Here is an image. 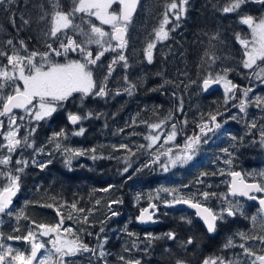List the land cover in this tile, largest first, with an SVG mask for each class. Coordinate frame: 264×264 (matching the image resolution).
<instances>
[{
  "label": "flooded vegetation",
  "instance_id": "flooded-vegetation-1",
  "mask_svg": "<svg viewBox=\"0 0 264 264\" xmlns=\"http://www.w3.org/2000/svg\"><path fill=\"white\" fill-rule=\"evenodd\" d=\"M168 2L169 0H152L151 4H149L151 14V19L149 15V26L152 30L153 40H155L154 30L160 26L165 5ZM205 4L208 5L212 13L221 11V0H189L187 15L179 21L180 26L175 31L170 32V38L167 41L156 42L153 62L149 65V87L146 88L150 93L149 102L126 101L128 94L125 91V68L122 71H118L111 79L105 82L108 95L103 97L104 101L100 104L101 108L100 106L96 108L98 113L92 108V104L89 105L88 109H90L91 113L100 117L87 119L85 125H83V120L76 125H71L68 119L69 113L81 116L83 113V111L78 113V109L73 108L71 112L64 114L66 124L72 126V129L76 131L83 128L84 133L80 135L81 137H90L91 135L93 138L96 135L105 142L111 139L110 136L115 139L121 136L117 128L128 125L135 126L136 121L140 120L137 116L142 113V108L143 110L145 109L144 114L146 117L152 120H161L164 126H185L187 129L183 133H185L184 136L187 140L199 135L202 142L212 141L218 139L220 135H226L227 127L230 133H236V131H241V129L242 131L247 129L249 133L248 126L252 121L260 125L262 120V124H264V114L262 118L257 113L262 105L257 107L255 103L257 97L264 99V86H254L255 81L264 83V74H262L261 79H259L260 75H256V73L260 72V67H264V63H261L260 67H254L252 70L247 71L244 78H240L238 75L232 77L231 81L239 86L234 90V93L223 92V83H219L217 90L209 93H205L202 87L203 79L209 73L215 76L217 74L220 75L221 71L219 59L211 62L204 55L206 51L215 53L213 50L218 44L219 51L216 56L219 58L221 54L220 40L194 37L195 30L203 27V19L200 17ZM144 5V0H141L138 13L143 9ZM0 10L2 11L4 8L1 7ZM169 16L172 18L171 13H169ZM143 17L141 16L145 20V15ZM172 20L173 23L167 26L169 29L177 23L174 18ZM216 26L217 24L213 32H215ZM15 45H17L16 42ZM232 45L236 47V52L238 53V44H235L234 41L231 42ZM116 76L118 79H116ZM119 76H121L120 81ZM117 84L124 86L113 88L114 94H112L111 86L115 87ZM244 89H251L247 97L244 96ZM112 99H115V101L112 102ZM250 99L253 100L250 101ZM244 101H247L246 108L244 112H241L239 105ZM87 105L88 103H86ZM211 115H216V123H220L221 127L223 124L227 125L222 129L221 127L215 129L214 123L210 121ZM233 117L236 118L233 119ZM142 121H144V118ZM94 122L97 123L96 127H94ZM205 123L214 129L213 131L205 130L207 135H203L200 132V125ZM34 127H37V125H34ZM52 130L57 131L56 123L45 128L47 134H50ZM135 147L137 148V144ZM142 148L143 146L139 147L140 155L145 154ZM229 153L231 154L229 159L232 161V170L230 172L240 171L242 173L241 170L236 169L239 153L234 149L228 150L226 154L228 155ZM114 154L118 155L119 152ZM83 163L86 168H84ZM92 163V160L87 159L82 161L78 167H70L68 169L83 173L84 171L91 172L90 169L97 168L102 170L105 176L118 175L116 179H106L108 180L106 182L108 187L122 185L121 188H117V198H93L89 191L90 194L85 199H61L57 200V203L47 201V205L52 204L54 207H45L40 203L35 204V209L40 212L37 215L38 222L48 225L57 223L59 216L56 209L58 208L65 218L63 228H68V225H71L76 235L90 248L96 250L95 254L86 252L67 258L73 261L74 264H125V261L120 259L121 256L125 260H139L140 264H176L177 260H183L186 264H203V261L209 257H223L226 260L236 262L240 259L238 256L239 251L243 250L239 245L243 243L249 248V240H242L237 235V233L241 232L238 229L241 226L240 224H248L247 227L251 228L254 223L251 219L253 216L257 218L255 223L264 222V214L255 202H247L241 197L230 195L231 175L219 178L224 186L227 187L225 193L221 192L217 187L219 184H217L215 188L210 186L206 189L202 188L201 191L196 193L197 198L193 199L194 202H199L203 206L217 212L222 208H226L229 202L240 207L242 214L238 213L232 217L225 215L224 221H218L217 231L209 233L206 225L198 219L194 211L171 208L174 200L157 199L156 201L143 202L137 199H125L122 193L125 187L124 182L128 176L127 174L125 175L124 169L119 167L108 168L109 166L95 167L92 166ZM219 169L222 171L228 170L225 167H220ZM136 177L137 182L135 185H138L140 191L141 186L138 180L142 176L137 173ZM243 178L247 182H251L244 175ZM203 192L215 193L216 195H209L208 199L205 200L202 196ZM171 195L172 193H170ZM257 196L262 198L264 193ZM224 197H227V199H224ZM22 201L32 202L31 200ZM113 201L117 202L113 203ZM16 203L13 204L9 211L12 212L16 208ZM73 203L78 204L77 208L85 209L83 213L75 211L80 217L78 223L67 218L69 213L74 211L70 208ZM104 203H108L107 207L102 205ZM150 203H155L156 205L151 210L152 213L157 214L155 216L156 223L153 226L143 227L139 225L138 217ZM109 205H111V209ZM113 212L117 214L113 215ZM84 216L88 218L87 223L84 222ZM187 221H191V223ZM29 223L27 220L25 226L29 225ZM101 228L104 229L103 232L100 231ZM169 232L176 234L175 240L167 238L166 234ZM61 234L72 238L70 234L64 232ZM150 236L157 237V239L150 240ZM189 238H192L194 242L191 245H186L184 242ZM105 239L106 243H104ZM229 239L233 241L235 246L225 248L224 245ZM101 243H103L102 250L106 253L103 258L99 256L101 251L99 245ZM46 254L45 250H41L38 256ZM260 254L264 255V248L257 255ZM250 258L251 256H248V259Z\"/></svg>",
  "mask_w": 264,
  "mask_h": 264
},
{
  "label": "snow or ice",
  "instance_id": "snow-or-ice-1",
  "mask_svg": "<svg viewBox=\"0 0 264 264\" xmlns=\"http://www.w3.org/2000/svg\"><path fill=\"white\" fill-rule=\"evenodd\" d=\"M72 7L69 11H64L61 8L59 0H54L52 4V11L44 12L43 6L40 5L41 14L38 17L39 21L49 20L50 26L45 35L59 39L60 35L66 37V40H59V49L53 48L51 44L46 43V47L50 49V52L38 53L32 51L27 55H21L19 51H13L9 54L7 51L0 50V57L7 59V65L0 66V117L7 116L9 119V129L3 134L4 140L7 141L3 147L7 148L9 154L16 151L20 147H34V142L29 143V136H31L35 129L33 128L27 136H19V125H17V116L14 110L21 109L24 113L35 121H42L46 118H50L55 112H57L59 107H62V102L69 100L74 93L82 94V98L95 95L99 97H105L108 95L106 90L107 76H110L112 71H114V65L119 62H123V67H128L127 57L123 54V50L127 48L128 40L126 39L129 25L132 22V17L136 12L137 6L140 0H71ZM256 3L259 5H264V0H229L226 6L222 8L225 13L237 12L244 5L248 3ZM15 0H0V6L5 4H14ZM114 4L119 5V11L111 10ZM189 0H169L165 5V11L163 13V19L160 26L154 30L155 40L147 44L146 53L148 63L153 62V50L156 47V42L167 41L170 38V32L175 31L179 27V21L186 17L188 12ZM77 13H82L88 17H95L98 19L102 25H110L111 32H106L102 27H98L95 24H90V31L85 32L83 28L79 25L74 24V17ZM177 22L171 29L167 26L173 23L172 18ZM21 24L28 26L30 24V19H26L24 14L19 17ZM240 22L247 25L251 29V39L242 38L237 34V40L244 49L245 59L242 60L243 67L246 69H253L254 67H260L261 63H264V16L259 18L252 15L241 16ZM9 23L16 26L15 14H11L9 18ZM72 29L74 32L79 31L84 37V41L78 43L76 39L68 36V30ZM108 37V40H105ZM212 39H218V34L213 36ZM116 41V45L113 46L111 41ZM7 45L14 46L13 40L8 39L6 41ZM19 44L25 52H27V45L25 41L20 40ZM90 44H96L100 47V50L93 56V52L88 50L86 47ZM79 52L84 57V62L79 60H70L67 63H57L50 59L51 55L55 56H67L69 52ZM118 52L115 59L111 61L108 65V73L105 76L104 81L101 85L97 86V81L94 79L93 72L89 68V65H96L97 62L104 56L105 52ZM205 57H207L211 62H215L218 57L215 53L205 52ZM37 56L40 57V63H37ZM260 62V63H258ZM10 66V68H9ZM225 73L229 69L224 70ZM264 74V67H260V72L256 75ZM127 81V77L124 78ZM17 81H22V85L17 83ZM12 84V91L9 94H3V90ZM167 83V81H166ZM223 83L226 93H234V90L239 86L234 84L231 80L227 79L226 75H215L213 76L209 73L206 78L203 79L202 87L207 90L213 84ZM136 88L135 84L129 82V87L125 89L129 95L132 94L133 90ZM155 91V89H153ZM251 89H244V96L247 97L248 92ZM227 102V101H226ZM256 106L260 107L264 105V99L260 97L256 98ZM247 101L242 102L239 107L241 112L245 111ZM92 114L86 113L84 116L79 114H69L68 119L72 124H77L83 119H87ZM236 117H233L235 119ZM20 120L24 119V116L19 117ZM210 121L214 123V128L219 129L221 127L220 123H216V115L210 116ZM4 127L3 120H0V129ZM151 128L159 129L160 124H151ZM251 127L255 128L256 123H251ZM213 131L209 124H201L200 132L203 135H207L205 131ZM84 129L81 128L75 135H83ZM66 134L61 131L54 133L52 139H58ZM176 126L172 125V131L167 136V141L174 140L176 137ZM261 139L260 143L264 146V131L260 133ZM150 139L153 143L159 140V136L146 137ZM235 139V137H233ZM201 141V136L197 135L188 140L185 145V153L178 155L175 159L170 160V164L175 167L177 163L185 164L193 158L194 148ZM57 149L60 145H56ZM121 148H127V145H120ZM95 153V149H90ZM224 152H228V149H223ZM38 153L43 152V148L37 150ZM66 154L65 164L71 167V162L74 157L85 155V150L79 149H64ZM229 155H231L229 153ZM93 160L98 157L93 155L91 157ZM231 160L225 161V163L231 164ZM11 163V155L4 156L0 158V165H9ZM18 164H23L27 166V161H17ZM51 163L48 161L43 164H38L40 168L47 167V164ZM33 164H37L34 160ZM165 171L168 170V165H162ZM23 168H17L16 172H23ZM125 172L128 171L127 168L124 169ZM206 175V173H205ZM229 175L233 177L231 181L230 192L232 196H246L251 200L257 199L256 196L250 195L252 192L264 193V186L259 183H246L244 178L239 172H230ZM264 176V172L260 173ZM0 176H3L7 180L6 186L0 189V214L12 215L9 211L10 205L12 203V197H14L17 192L20 191V175H14L11 171L0 172ZM103 191H108V189H103ZM163 191H170L169 189H163ZM209 195L215 196V193L203 192L202 196L205 200L208 199ZM227 199V197H224ZM117 201H113L116 203ZM99 203V201H97ZM174 203H184L188 204L191 208L197 210V215L204 221L207 231L209 233H215L218 229V221H224L225 215L232 217L236 216L238 213L242 214L240 207L238 205H233L229 202L226 208H222L220 211H214L208 207L203 206L199 202H194L193 199H185L184 197H179L174 200ZM259 204L261 206V211L264 212V198L259 199ZM47 207H54L52 204L46 205ZM153 208L156 205H152ZM111 209V205H109ZM71 209L78 211L80 213L85 212L83 208H77V205L73 203ZM57 215L59 216V221L56 224H39L36 228L40 230L39 234L35 230H28L26 235L23 236H8L7 239L12 240H23L30 245V251L26 254L24 251L18 249H13L11 246H5L0 243V264H74L70 261L69 257L77 256L81 253L92 252L95 254V249L90 248L85 244L78 235L73 231L72 228H63L64 216L60 213L59 209H56ZM147 210L142 211L141 215L138 217L140 222H154L152 215L146 214ZM113 215L117 213L113 212ZM23 216V213L16 215V219L19 220ZM68 219H72L71 213H69ZM252 221L255 223L256 217H251ZM84 222H88L87 216H84ZM191 223V221H187ZM35 224V221H33ZM264 226V225H262ZM18 231V229H17ZM101 232L104 231L103 228L100 229ZM70 234L72 238L63 236L61 233ZM134 235V234H130ZM237 235L242 240L258 239L264 243V236H249L244 232L237 233ZM168 239L175 240L176 234L169 232L166 234ZM43 237H49L47 241L43 240ZM3 238V233H0V239ZM99 239V237H97ZM150 240L157 239V237H149ZM193 239L189 238L184 243L186 245L193 244ZM106 243V239L104 241ZM50 244L51 248L47 245ZM234 243L231 239L224 245L225 248L234 247ZM101 251L99 256L103 258L106 253L102 250L103 243L99 245ZM244 250V253L248 256L255 257L251 261V264H264V255H257L251 248L245 246V244H240ZM41 250H45L47 253L43 256H38ZM121 260L125 261V264H140L139 260H125L123 256L120 257ZM176 264H186L183 260H177ZM203 264H237L235 261L226 260L223 257H209L203 261Z\"/></svg>",
  "mask_w": 264,
  "mask_h": 264
},
{
  "label": "trees",
  "instance_id": "trees-1",
  "mask_svg": "<svg viewBox=\"0 0 264 264\" xmlns=\"http://www.w3.org/2000/svg\"><path fill=\"white\" fill-rule=\"evenodd\" d=\"M228 2L229 0H221L222 6H226ZM64 5V11H69L70 7L67 4ZM262 6L264 7V5ZM20 8H22L21 0H18V2L13 4V9L19 10ZM118 9L119 5L116 4L113 10L117 11ZM141 11L135 18H133V20L135 19L136 21H139L138 18ZM13 13V11L4 12V14L0 15V50L7 49L5 42L8 39H12L18 43L20 40L25 41L27 45V52H50V49L46 47V43L51 44L53 48L59 49L57 38L47 37L44 40H40L36 33H34L35 35H32L29 32L31 29H28L27 26L21 24L19 11L14 13L16 26L13 27V25L9 23V18ZM220 14L222 15V20H220V38H227L226 41L228 42L230 39H236V35H234V21L226 14L221 13L220 10L213 13L210 12L207 4L203 6V10L201 12L202 16L200 17L203 19V27L195 30L194 37L210 38L214 33L213 30L216 25L214 18L217 19L220 17ZM89 22L103 28L102 24L99 23L95 17H88L85 14L78 13L74 17V24L79 25L85 32L90 31ZM75 39L78 43H80L84 41L85 37L77 31V37ZM128 40H130V38ZM111 43L113 46L116 45L113 41H111ZM136 45L137 42H133V40H131V42L128 41L127 48L123 50V54L127 57V59ZM19 47H21L20 44ZM86 47L88 50L93 52V56H95L100 50V47L96 44H90ZM117 55L118 52H105L104 56L101 57L97 64L93 65L94 67H92V70L103 74L104 71L108 69V65L116 58ZM50 59L54 62L60 61L64 63H67L70 60L84 61V57L78 51L69 52L67 56L57 57L53 54L50 56ZM4 61L5 59L0 57V66L5 65ZM122 66L123 62H119L114 65V71H112L109 77H113L118 71L125 69ZM136 93L139 96H143V98L149 96L148 89L137 90ZM88 101H90V99ZM92 101L94 103L103 102V99L98 97L96 99H92ZM69 105H71V103L68 101L67 104H64L60 112L55 113L51 118L39 124V130L35 133V135L29 136V143L34 142V147L24 151L25 153L23 156L21 154L18 159L22 161L25 157H28V160H30L31 156H29V152L31 153L35 149L43 148L42 153H36V155H38L36 162L38 164H43L51 161V163H48L47 167L44 168H36L32 166L31 168H26L22 172L21 180L23 183L24 193L20 198L33 200L37 202V204L40 203L45 207L47 205V201H54L57 203V200L61 199H85L90 192L93 198H97L98 184L101 185L103 182H100L99 178L95 176L93 172L84 171L83 173H80L78 171L68 169L70 167L65 164V148L85 150L86 153L84 156L74 157L72 159L73 163L71 164V167H78L82 161L87 159L92 160V166L95 167L109 165V167H117L121 165L120 161L125 159V157L129 158L132 164L137 159L138 155L131 154L129 150L123 151L124 154L120 156L114 154L119 152L116 147L124 145V142H111V139L108 142H105L100 140L95 135L93 136V139H87V137H81L79 139L70 137L62 138L63 136H61L58 138L61 141L60 148L56 149L54 147L56 139H52L53 134L61 131L69 134L70 129H72V126L66 124L64 119V114L70 112L72 109ZM86 107H89V105ZM54 123L57 124V131L52 130L49 135H46L47 132L45 131V128L53 125ZM27 135L28 134H26L24 130L20 133V137ZM233 137H235V139H233ZM260 139L261 136L258 132L250 135L247 132V129L243 131L241 129V131H236V133H230V130H227V134L218 138L216 141L201 142L200 147L193 154L194 158L192 161L174 167L171 173L166 172L163 167L159 166L157 169L155 166H150L151 169L149 168L145 170L141 174L142 178L138 180L141 186L140 191L138 185H135L137 177L136 179H130L127 174L128 177L124 182L125 187L123 189L124 192L122 193V196L125 199H137L143 202L156 201L157 199H162V197L170 200H175L179 197L194 199L197 198L196 193L201 191L202 188L206 189L208 186L215 188L217 184H219L217 187L221 190V192L225 193L227 187L224 186L223 182L220 181L219 178L228 176L229 172L232 170V165L225 163L226 160H229L230 155H227L223 149L236 150L239 153L237 156L236 169L241 170L244 177L248 181L258 182L264 186V176L260 175V173L264 172V146L261 145ZM201 146L204 149H201ZM25 148L28 147H20L15 155L17 156V153L20 150H25ZM93 148L96 150L93 155L98 157L95 160L91 158V152L88 151ZM163 151V149L158 150L157 154L160 156L163 154ZM179 152L180 151L176 149L173 153L178 154ZM101 154H106L107 158L105 159L99 157ZM79 159L80 161H78ZM167 161L168 158L164 156L157 158L158 164ZM83 166L86 168L84 163ZM220 167H225L228 170L222 171L219 169ZM134 175L135 173L133 172V176ZM163 189H169L170 191L166 192L163 191ZM170 193H172L171 196ZM33 206L34 204L24 205L25 208H32ZM22 207L23 206H21V208ZM240 225L241 226L238 228L239 231L245 232L249 236H264V226H262L264 225V222L253 223L251 228L247 227L248 224ZM249 248L258 254L262 252L264 243L258 239H249Z\"/></svg>",
  "mask_w": 264,
  "mask_h": 264
},
{
  "label": "rangeland",
  "instance_id": "rangeland-1",
  "mask_svg": "<svg viewBox=\"0 0 264 264\" xmlns=\"http://www.w3.org/2000/svg\"><path fill=\"white\" fill-rule=\"evenodd\" d=\"M151 1L152 0H144L145 5H144V7L140 13L139 18H138L139 21H136L135 19L132 20V22L128 28V34H129V38H130V40H128V41L131 42V40H133V42H137V45L134 47V50L131 52L130 56L127 59L128 67L125 70L126 71L125 76L127 77V81L125 82L126 88L129 87V82L136 85V88L133 90L131 95H129L128 92L126 91L128 94V99L126 100L127 102L135 101V100L140 101L141 103L149 102V100H148L150 97L149 91H148L149 96L144 97V98H143V96H139L136 93V91L137 90H146V88L149 87V76H150L149 65H150V63H148V61H147L146 48H147V44L149 42L154 41L152 39V36H153L152 30H151V27L149 26V15H150V19H151L149 4H151ZM16 2H18V0H15V3ZM53 2H54V0H21V7L22 8H20L19 10L13 9V4H7V5L5 4L3 6H0V8L1 7L4 8V10H2V11L0 10V15L4 14V12L13 11L15 13V12L19 11L20 15L24 14L26 19H30V24H29L30 26L29 25H28L29 27L27 26L28 29L29 28L31 29V30H29V32L32 35L34 33H36L40 40H44L45 38L49 37V36L45 35V33L48 31V28L50 26V17H49V20L39 21L38 17L41 14V8L39 6L42 5L43 11L50 13L52 11ZM59 3L61 5L62 10L65 9L64 4H67L70 7V9L72 7L71 0H59ZM115 6H116V4H114L112 6L111 10H113ZM223 7L224 6L221 7V13L226 14L229 18H231V20L234 21V28H235L234 35H236V37H237V34H239L242 38L251 39V29H249L247 25H244L240 22L241 16L252 15L254 17L259 18L261 16H264V7L262 5H259L256 3H248V4L244 5L239 11L230 12V13L223 12L222 11ZM117 11H119V9ZM78 14H82V13H78ZM143 15H145V17H146L145 20H143L141 18V16L143 17ZM220 20H222L221 14H220V17H218L217 19L214 18V22L217 24V26H216L215 32L210 37V38H212L213 36L218 34V39L220 40V42L222 41L221 42V54H220V57L218 58L220 61V70H221L220 75H226L227 79H229V80H232V77H235L236 75H238V77H240V78L241 77L244 78L245 73L247 71L252 70V69H246L243 67L242 60L246 58L244 56V49H243L242 45H240V43L236 37H235L236 39H230L229 42L226 41L227 38H220V35H219L220 29H221ZM98 22L101 23L99 20H98ZM32 26H33V28H32ZM102 26L106 32H111V26L110 25H102ZM131 30H132V33H131ZM68 36L75 39L77 37V31L74 32L72 29H69L68 30ZM59 39L66 40V37H64L63 35H60ZM59 39H57L58 44H59ZM105 40H108V37H105ZM234 41H235V44H238V53L236 52V47L234 45L231 46V42H234ZM113 42H115V41L113 40ZM16 43H17V45H15V41L13 40V44L15 46V47H13V46L7 45L5 42V46H6V48H8V50L5 49L3 51H7L9 54H12L13 51H19V53L21 55H27L30 53V52H25L22 47H19V43L18 42H16ZM115 43H117V42H115ZM154 50H153V53H154ZM213 51L215 52V55L218 53V51H219V45L218 44L216 45V47ZM2 58L5 59L4 63H5V65H7V59L4 57H2ZM36 60H37V63L41 62L39 56H37ZM79 61L84 62L83 60H79ZM57 63H64V62L57 61ZM92 67H94V66L89 65V68L91 70L93 69ZM9 68H10V66H9ZM225 69H229V71L227 73H225V71H224ZM92 72H93L94 79L97 81V86L99 87L101 85V82L104 81L105 76H107L108 69L105 70L103 74L98 73L97 71H93V70H92ZM262 76L263 75L261 74L259 79H261ZM111 78L112 77L107 76V80L111 79ZM116 79H118L117 76H116ZM120 80H121V76H119V81ZM106 81H104V82H106ZM17 83L22 85V81H17ZM119 84H121V83H119ZM119 84H117L115 87L111 86L112 87V91H111L112 94H114L113 88H118V87L124 86V85H119ZM254 86L255 87H263L264 83L263 82L257 83V81H255ZM12 87L13 86H12L11 82H9V85L3 90V94L6 95V94L11 93ZM223 92H225L224 86H223ZM253 92H254V90H253ZM98 97L99 96L89 95V96L82 98V94H80V93L73 94V96L70 97L69 100L62 102V107H59V110H57L56 113L60 112V110L63 108L64 104H67L68 101L71 103V105H69V106L72 107V109L73 108L78 109V113L83 111L82 116H84L86 113H89V112L91 113L90 109H88V107H86V103H88V105L92 104L91 105L92 108L95 110V112L98 113L96 108L98 106H100V104L103 102L94 103L92 101V99H96ZM100 98L103 99V97H100ZM89 99H90V101L88 102ZM253 99H254V95H253ZM253 99H250V101H252ZM103 101H104V99H103ZM113 101H115V99H112V102ZM100 108H101V106H100ZM144 110L142 108V113L137 116L140 120L136 121L135 126L134 125H128V126H123V127L117 128L118 132L121 134V136L117 137V139L110 136L111 142H114V141L117 143H121V142L123 143L124 142V145H127V148H121L119 146L116 147L119 150L118 156H120L121 154H124L123 151H126V150H129L131 154L138 155L137 159L135 160V162L133 164L131 163L129 158L125 157V159H122L120 161L121 165L117 166V167L123 168V169L127 168L128 171L125 173V175L128 174L130 179H132V178L136 179L137 173H139L141 175L145 170H147L149 168L151 169L150 166H155L158 169L159 166L162 167V165L167 164L168 170L166 172L171 173L173 171L174 167L170 164V160L175 159L178 155L184 154L186 151L185 145L188 142V140L184 136L185 133H183L187 129V127H185V126H182V127L176 126L177 135L174 138V140L165 142L167 140L168 134L171 133V131H172V126H164V125H162L161 120H152V119L146 117L144 114ZM257 113H258L259 117L263 118L264 105L261 106L260 110ZM91 114L92 115L89 118H87L88 120L91 119L92 117H94V118L100 117V116H97L96 114H93V113H91ZM15 115L17 116V125H19V136H20V133L22 132V130H24L26 134H29V132H31L33 128L35 129V132L31 136L35 135V133H37L39 130V124L41 122L49 119V118H46L45 120L37 122L34 120V118L26 115L24 112L23 113H15ZM21 116H24L23 120L19 119V117H21ZM254 117H255V112H254ZM143 118H144V121H142ZM87 119H83V125H85ZM0 120H3V122H4V127L2 129H0V133H6L9 129V119L7 116H5V117H0ZM253 120H254V118H253ZM253 122H255V121H252V123ZM157 123L161 125V127L159 129H153L150 127L151 124H157ZM262 123H263V121L261 120L260 125L256 124L255 128H252L251 124H250L248 126L249 133L254 134V133L258 132L260 134L262 131H264V124H262ZM93 124H94V127L97 126L96 122H94ZM34 125H37V127H34ZM226 125L227 124H223L221 129L223 127H225ZM226 129L229 130L228 127ZM76 132H78V131L70 129L69 134L65 133L66 135L63 136L62 138H66V137L78 138V139L81 138L80 135L74 134ZM46 135H49V134H46ZM151 136H159V140H157L155 143H153L150 139H146V137H151ZM222 136H224V135H220V137H222ZM89 138H92V136L90 135V137H87V139H89ZM216 140L217 139L212 140V141H216ZM201 142L195 146L194 152H196L198 150ZM203 142H209V141H203ZM6 143H7V141L4 140L3 134H0V158H3L4 156H7V155H11V163L7 166L6 165H0V172L11 171L14 175H20V177H21L22 172H16L17 168H23L24 170L26 168H31L32 166L36 167V168H40L37 166L38 163L33 164V161L34 160L36 161L38 159V155H36V153H38L37 152L38 149H35L31 153L29 152V156H31L30 160H28V157H25L24 161L28 162L27 166H25L23 164L17 163V161H21L18 158L21 156V154L23 156V154L25 153L24 151H27V149H32L33 147H28V148H25V150L24 149L20 150L16 156L15 153L17 152V150L19 148H17L15 152L9 154L7 151V148L3 147V145H5ZM57 144H59V145L61 144V141L59 139H56V141L54 142V147L56 149H57V147H56ZM136 144H137V148L135 147ZM142 146H143L142 150L145 151V154L140 155L139 147H142ZM162 149L164 150L163 154L159 156L157 154V152H158V150H162ZM176 149H178L180 151L178 154L173 153L174 150H176ZM201 149H204V148L202 147ZM135 150H136V152H135ZM91 156H93V152H91ZM162 156L168 158V161L158 164L157 158H160ZM99 157L106 159L107 155L101 154V155H99ZM193 158H194V156H193ZM192 159L188 162H191ZM72 163H73V161L71 162V164ZM180 165H182V164L177 163L176 166H180ZM144 167H145V169H144ZM108 168H110V167H108ZM90 171L93 172L95 176L99 177L100 182L104 183L101 185L98 184L97 198H99V199L117 198V195H116L117 188H121L122 185L108 187V186H106V182L108 181L106 179L107 178H109V179L115 178L116 179V178H118V175L111 174L109 176H105L104 173H102L103 171L99 170L97 168H92V169H90ZM133 172L135 173L134 176H133ZM6 184H7V180L3 176H0V189H2L4 186H6ZM20 184H21V192L19 194L20 200L17 203L15 202L16 208L12 211V215H8L6 213L0 214V233H3V238L0 239V243L4 244L6 247L11 246L13 249H18L20 251H24L27 254L30 251V245L26 241L16 240V239H12V240L7 239L8 236L16 237V236L26 235L27 231L30 229L35 230L37 232V234H39V232H40V230L36 228V225L41 224L40 222H38V216H37L40 214V212L35 209V204H37V202H35L33 200H31L32 202H23L22 201V200H28V199L20 198L22 196V194L24 193L22 180L20 181ZM106 188L108 189V191H103V189H106ZM160 194H162V193H160ZM162 199H164V197H162ZM28 204H34V208H25L24 205H28ZM102 205L107 207L108 203L107 204L104 203ZM21 206H23V207L21 208ZM21 212L23 213V216L19 220H17L16 215L21 213ZM70 213L72 215L71 220L78 223L80 221V217H78L77 213L75 211H71ZM27 220L30 222V224L25 226L24 224L27 222ZM32 220L35 221V224H33ZM68 226H69L68 228H72L71 225H68ZM17 229H18V231H17ZM48 239H49V237H43L44 241H47ZM47 247L51 248V245L48 244ZM262 254H260V255H262ZM238 256L240 259L236 261L237 263L251 264V261L253 259H255V257H252V256L250 259H248V256L244 253V250L239 251ZM6 264H7V262H6Z\"/></svg>",
  "mask_w": 264,
  "mask_h": 264
},
{
  "label": "water",
  "instance_id": "water-1",
  "mask_svg": "<svg viewBox=\"0 0 264 264\" xmlns=\"http://www.w3.org/2000/svg\"><path fill=\"white\" fill-rule=\"evenodd\" d=\"M140 3H141V0H140L139 4H138V6H137L136 12L134 13V15H133V17H132V20H133V18L136 17V15H137V13H138V10H139V8H140ZM126 39H127V40L129 39V34H128V32H127ZM115 42H116V41H115ZM218 87H219V84H213L211 87H209L207 90H205V93H209L210 91L217 90ZM23 112H24V111L21 110V109H16V110H14V113H23ZM70 124H71V125H76V124H72L71 121H70ZM239 173H241V172L239 171ZM241 176L243 177L242 173H241ZM232 179H233V177L231 176V181H232ZM244 180H245V179H244ZM245 182H246V183H257V182H247L246 180H245ZM230 187H231V186H230ZM20 192H21V187H20V191L17 192V194H16L14 197H12V203H11V205H10V208L13 206V204H14L17 200H19V194H20ZM260 194H262V193H257V192H252V193H250V195H254V196L257 197V199H255V200H251V199H249V198L246 197V196H239V195H237V196H238V197H241L243 200H245V201H247V202H255V203L261 208V206H260V204H259V199H260V198H258V196H257V195H260ZM230 195H231V192H230ZM231 196H232V195H231ZM262 198H264V197H262ZM152 205H155V203H150L149 206H148L145 210H147V212H146L147 215H152V216H153V221H154V222H152V221H150V222H140L139 219H138V223H139V225H141V226H143V227H147V226H153V225L156 223V222H155V216H156L157 214L151 212V210L153 209ZM171 208H173V209H188V210H191V211H194L195 213H197V210H196V209L191 208L188 204H184V203H173V204L171 205ZM143 211H144V210H143ZM141 213H142V212H141ZM263 214H264V212H263ZM140 215H141V214H140ZM197 217H198V219H199L200 221H202V222L204 223V221H203L198 215H197Z\"/></svg>",
  "mask_w": 264,
  "mask_h": 264
},
{
  "label": "bare ground",
  "instance_id": "bare-ground-1",
  "mask_svg": "<svg viewBox=\"0 0 264 264\" xmlns=\"http://www.w3.org/2000/svg\"><path fill=\"white\" fill-rule=\"evenodd\" d=\"M221 42H222V41H221ZM33 207H34V206H33ZM33 207H32V208H33ZM38 209H39V208H38ZM29 217H30V216H29ZM32 221H34V220H32ZM28 222H29V221H28ZM20 224H21V223H20ZM29 224H30V223H29ZM24 225H25V224H24ZM24 225H23V226H24Z\"/></svg>",
  "mask_w": 264,
  "mask_h": 264
}]
</instances>
